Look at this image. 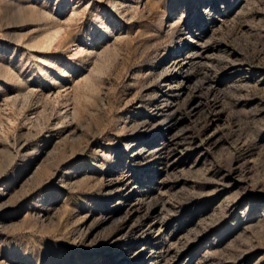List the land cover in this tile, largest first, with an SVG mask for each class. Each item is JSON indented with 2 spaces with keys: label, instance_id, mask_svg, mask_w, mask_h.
<instances>
[{
  "label": "rangeland",
  "instance_id": "rangeland-1",
  "mask_svg": "<svg viewBox=\"0 0 264 264\" xmlns=\"http://www.w3.org/2000/svg\"><path fill=\"white\" fill-rule=\"evenodd\" d=\"M0 264H264V0H0Z\"/></svg>",
  "mask_w": 264,
  "mask_h": 264
},
{
  "label": "bare ground",
  "instance_id": "bare-ground-1",
  "mask_svg": "<svg viewBox=\"0 0 264 264\" xmlns=\"http://www.w3.org/2000/svg\"><path fill=\"white\" fill-rule=\"evenodd\" d=\"M189 55H190V57H196V58H201V56H202V52H201V50H193V51H191L190 53H189ZM180 62H181V64H186L187 62H188V59L187 58H184V56H182V58H181V60H180ZM191 108H192V110L193 111H196V110H198L199 109V105H198V103H197V101L196 100H193L192 102H191ZM173 141V140H172ZM107 222H106V220L105 221H97L93 226H92V230L93 231H97V230H99V228H101V227H103L105 224H106ZM97 235V234H96Z\"/></svg>",
  "mask_w": 264,
  "mask_h": 264
}]
</instances>
